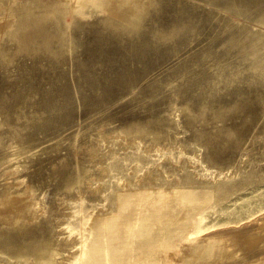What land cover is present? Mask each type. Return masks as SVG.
<instances>
[{"label": "rangeland", "instance_id": "1", "mask_svg": "<svg viewBox=\"0 0 264 264\" xmlns=\"http://www.w3.org/2000/svg\"><path fill=\"white\" fill-rule=\"evenodd\" d=\"M34 1L54 12L16 10ZM170 1L142 0L124 20L128 0H0V231L4 217L33 227L0 238V264H82L97 227L88 264H111L104 218L117 213L125 249L116 264L259 256L264 40L252 33L264 24L214 0ZM109 10L111 25L100 19ZM142 18L145 39L118 29ZM32 19L77 37L19 48L8 34ZM182 189L203 201L184 205ZM141 211L151 243L139 239Z\"/></svg>", "mask_w": 264, "mask_h": 264}, {"label": "bare ground", "instance_id": "2", "mask_svg": "<svg viewBox=\"0 0 264 264\" xmlns=\"http://www.w3.org/2000/svg\"><path fill=\"white\" fill-rule=\"evenodd\" d=\"M88 1H90L92 3H96V4H100V3L102 4L107 0H88ZM124 1H127V0H124ZM128 1L130 2L131 5L127 8H125V10L121 12L122 18H124V20L132 18L131 16L135 14V12L132 11V7H134V6L137 7L138 2H141L142 0H128ZM175 1H177V0H175ZM214 1L216 3H219V6L220 5L225 6V7L229 8V10L232 9V10L238 12L239 14H243L244 12H246V13L249 12L250 15L254 14L255 20H258V22H261L264 24V0H214ZM159 2L161 3V0H151V4L155 5V6L157 4H159ZM169 2H171V1L169 0ZM181 2H183V1H181ZM181 4H183V3H181ZM222 6H220V7H222ZM169 7H171V6H169ZM183 7H184L183 9H189L188 6H183ZM225 7H223V8H225ZM174 9H176V8H174ZM174 9H172V10H174ZM179 9H181V8H179ZM191 9H192V7H191ZM16 10L20 11V14L21 13H28L30 11H33L35 13H40V12L49 13V12H54V6L51 3V1H45V2L34 1L31 5H28V4L20 5V6H18V8H16ZM108 13H106L100 19L103 20L104 24L111 25V16H112L113 11L109 10ZM171 13H172V11H171ZM177 13H178V11H177ZM247 15H249V14H247ZM161 16H163V15H161ZM178 16H179V14H178ZM181 17H183V16L180 15L179 18H181ZM43 21H38V20H33V19L32 20H24L20 25H18L19 27L17 26L13 31L9 32L8 38L15 40V43H17V45L19 44L18 45L19 48H26L27 49L30 47H34L35 49H40V50L47 49L49 44H51V42L53 40L54 41L55 40L62 41L64 39V37H66V36H70L73 40L76 39L75 38V37H77L75 35L76 33H75V31H72V30H71V32H68V31L63 32L61 29H59L58 32L52 34L51 32L48 31V28L44 27ZM95 24H98V23H95ZM146 25L147 24L144 21V18H142L139 20H130L129 27L128 26H122L123 28L118 27V29L122 32L125 31L129 35L130 34L131 35L132 34L133 35L134 34L142 35L143 39H145L144 38L145 34H147ZM151 28H152V26H151ZM102 29H103V25H102ZM257 30L254 33H252L253 39H257V40L263 39L264 40V31L263 32H257ZM152 31H153V29H152ZM121 35H123V34H121ZM54 36H55V39L54 38L52 39L51 37H54ZM99 36H100V34H99ZM127 40H129V39H127ZM100 41H101V39H100ZM135 43H136V41H135ZM141 43H142L141 46H133L132 45L134 47V52L137 51L138 55L140 53H141V55H143L144 52L146 51L145 50L146 47H143V46H146V44H143V42H141ZM132 46H130V47H132ZM3 52H6V47L3 43H0V54H2ZM218 142H220L219 139H218ZM210 143H212V142L210 141ZM221 143H222V140H221ZM214 144H215V142H214ZM216 145L217 144H215V146ZM220 146H222V145H220ZM212 147H214V146H212ZM218 148H219V146H218ZM1 194L2 193H0V195ZM175 194L177 196H181L180 201L184 205H189V206L194 207L203 201V199H201V197L195 196L193 191L182 189V190L175 191ZM129 204H134V202H129ZM117 215H118V213L112 214V215H107L104 218L105 223H106L105 224L106 231H107L108 236H109V244H110V248L112 250L111 264H116L117 262L120 263L121 259L124 257L123 251L125 249V243L123 241L122 235L119 233V226H118L117 221H116ZM137 221H138L137 228H139V239L142 240L143 242L151 243L153 241L152 231L150 230L149 222H147V221L145 222L143 220L142 211H141L140 217L137 219ZM1 223H4L8 227L6 230L0 231V238L2 240L5 239V240L9 241L11 239V237H12V239H14L17 235H23L25 237L30 236V234L32 235V233H30V232L32 231L33 227H28L25 219H23V218H17L15 221H10L9 217H4L3 220H1ZM99 230H100L99 227H97V231L95 232V243H88L86 245V249L83 252L84 256L82 258L83 259L82 264H88L89 263V259H90L91 255L94 254L93 253L94 250H100L98 247L99 242H98V236H97ZM23 241L24 240L22 239L21 242H23ZM19 254H20V251L16 255H19ZM255 254H259V256L257 255L255 258L248 259L247 261H244L240 264H264V258L262 257V256H264V247H260V248L258 247ZM94 256L97 257L95 254H94ZM234 264H237V263H234Z\"/></svg>", "mask_w": 264, "mask_h": 264}]
</instances>
